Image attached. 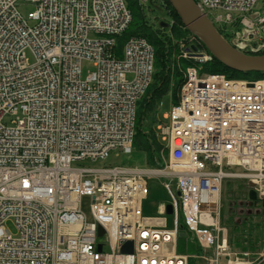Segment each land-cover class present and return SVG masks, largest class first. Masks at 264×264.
Returning <instances> with one entry per match:
<instances>
[{
	"label": "built area",
	"instance_id": "built-area-1",
	"mask_svg": "<svg viewBox=\"0 0 264 264\" xmlns=\"http://www.w3.org/2000/svg\"><path fill=\"white\" fill-rule=\"evenodd\" d=\"M195 1L220 27H241L236 42L264 31L259 0ZM28 4L35 9L24 15ZM131 21L125 0H0V264H190L192 256L264 264V248H232L222 220L228 179H244L264 207V76L200 74L190 65L178 103L156 126L163 165L82 164L132 152L155 49L140 36L117 47ZM179 43L180 57L213 58L191 49L194 35ZM85 61L94 68L83 77ZM153 176L167 179L171 228L144 213ZM181 220L200 246L196 255L178 251Z\"/></svg>",
	"mask_w": 264,
	"mask_h": 264
},
{
	"label": "trees",
	"instance_id": "trees-1",
	"mask_svg": "<svg viewBox=\"0 0 264 264\" xmlns=\"http://www.w3.org/2000/svg\"><path fill=\"white\" fill-rule=\"evenodd\" d=\"M125 1L132 13V21L129 27L117 37V47L120 49L129 37L140 36L151 42L155 49L153 80L138 102L136 134L133 147L136 145L146 152L145 162L147 166L158 167L164 163V158L161 156L164 145L156 133V125L159 122L157 117L158 109L163 97L168 94L171 95L172 104L178 103L180 89L184 82L183 70L185 71L188 66L194 65L198 68L200 74L224 73L228 77L235 79L259 78L264 76V72H241L233 70L221 63L214 56L206 62H198L195 59L179 57L178 55L181 49L179 41L189 37L192 33L184 26L170 1L148 0L145 4L141 3L140 0ZM163 21L168 22V26H162L161 22ZM227 28L220 27L219 30L228 40H231L230 37L232 34L228 33ZM229 29L239 30L240 27L235 24ZM195 42L200 49L209 52L197 36H195ZM263 53L264 50H261L255 54ZM163 155L168 159L169 150L166 149ZM223 223L229 226L231 234L232 232H239L241 234L242 227L233 226V224H237L232 218L228 216L224 217ZM180 225L183 230L187 231V236L179 238L178 250L189 254L200 252L201 249L196 238L188 231L182 220L180 221ZM257 225L258 227L259 225L262 226L261 223ZM249 226L253 227L254 224L243 227ZM251 227L248 229H251ZM238 228L241 229L239 230ZM252 232L253 230L250 233L251 236L247 244H244L243 240L241 238L239 239V237L236 238V244L232 241V235L231 243L233 246L239 248H260L261 244L259 242H262L263 234L261 230ZM190 264H197L196 260L191 258Z\"/></svg>",
	"mask_w": 264,
	"mask_h": 264
},
{
	"label": "rangeland",
	"instance_id": "rangeland-1",
	"mask_svg": "<svg viewBox=\"0 0 264 264\" xmlns=\"http://www.w3.org/2000/svg\"><path fill=\"white\" fill-rule=\"evenodd\" d=\"M263 0H259L256 6V10H262L263 11ZM22 13L24 15H27L28 12L32 11L35 9L34 5L28 4L25 6L20 7ZM264 38V31L261 33V41H256L255 38H252V40H248L246 42H243L239 40L238 42L235 41V44L241 48V50L246 51L247 53H257L259 51L264 50V44L262 41ZM237 40V39H236ZM181 53V49H180ZM179 53V57H180ZM94 66L91 62L85 61L82 66V74L83 77H86L88 73L93 70ZM184 72V70H183ZM182 72V73H183ZM172 101H171V95H165L160 103L157 117L159 121H166L165 114L171 110L172 106ZM156 125V124H155ZM146 152L140 148L137 147L136 145L133 147V151L131 153H124L121 150H114L110 153V156L107 159L104 160H97L95 162H83L82 164L84 165H91V166H97V167H104V166H116V165H124V166H139L141 168H146ZM232 170H240V168L233 167ZM167 181V179L164 176H153L149 180V195L148 198L144 201V213L146 216L149 217H165L167 219V225L168 227H173V215L171 214H163L161 213V208L163 205H167L171 203V197L167 191V189L164 186V183ZM246 181L242 178H233V179H228L225 182L224 185V191H223V215L228 216L229 218H232L237 225L233 226H238L242 227L241 234L234 233L230 230V237L232 235V241L237 244L236 238L239 237L241 238L244 242V244L248 243V240L250 238V233L253 230V232L261 230L263 234V240L262 242H259L261 244V247L258 249L254 250H259L264 248V219L262 215H258L254 213L250 218L244 219L239 217L241 214H238V210L236 211V205L238 200L244 199L246 196ZM176 190V187L174 186V191ZM82 209L83 211L90 216V206H91V199L89 196H84L82 199ZM258 223H261L262 226L259 225ZM250 224H254L253 227H243V226H248ZM7 226L11 229L13 233H16V228L14 226V223L9 221L7 223ZM257 226V227H256ZM251 229H248L250 228ZM237 228V227H236ZM239 230L241 228H238ZM250 230V231H248ZM252 232V233H253ZM235 240V241H234ZM260 246V245H258ZM192 254V255H196ZM194 258V256H192ZM200 261V260H199ZM198 264H204L203 261L198 262Z\"/></svg>",
	"mask_w": 264,
	"mask_h": 264
},
{
	"label": "water",
	"instance_id": "water-1",
	"mask_svg": "<svg viewBox=\"0 0 264 264\" xmlns=\"http://www.w3.org/2000/svg\"><path fill=\"white\" fill-rule=\"evenodd\" d=\"M178 13L184 26L194 35H196L206 46L209 52L228 68L241 72H264V53L249 54L241 51L218 30L213 21L198 6L195 0H169ZM162 26H168V22H161ZM195 51L198 50L193 46ZM180 192H178L179 194ZM249 200L257 198L256 192L251 188L248 192ZM173 212L171 204L167 205V214ZM99 234H103L100 228ZM180 236H185L181 231ZM102 245H99L101 249ZM124 251L131 252L132 246L124 245Z\"/></svg>",
	"mask_w": 264,
	"mask_h": 264
},
{
	"label": "flooded vegetation",
	"instance_id": "flooded-vegetation-1",
	"mask_svg": "<svg viewBox=\"0 0 264 264\" xmlns=\"http://www.w3.org/2000/svg\"><path fill=\"white\" fill-rule=\"evenodd\" d=\"M236 206V211L238 210V214H241L239 217L243 218V221L250 218L254 213L262 215L264 210L263 203L259 202L258 199L249 200L246 196L244 199L238 200Z\"/></svg>",
	"mask_w": 264,
	"mask_h": 264
},
{
	"label": "bare ground",
	"instance_id": "bare-ground-1",
	"mask_svg": "<svg viewBox=\"0 0 264 264\" xmlns=\"http://www.w3.org/2000/svg\"><path fill=\"white\" fill-rule=\"evenodd\" d=\"M211 110L213 111V112H217L218 110H217V108H214V107H212L211 108ZM217 115V114H216ZM218 116H220V114H218ZM211 136H216L215 138H216V140L218 141V142H221V136H219V134L217 133V132H213L212 134H211Z\"/></svg>",
	"mask_w": 264,
	"mask_h": 264
},
{
	"label": "crops",
	"instance_id": "crops-1",
	"mask_svg": "<svg viewBox=\"0 0 264 264\" xmlns=\"http://www.w3.org/2000/svg\"><path fill=\"white\" fill-rule=\"evenodd\" d=\"M245 38H247V39H252V38H250V36L248 35V32L246 31L245 32V36H244ZM145 205V204H144ZM145 207V206H144ZM144 210H145V208H144ZM153 221V223H157L158 221H159V219H154V220H152Z\"/></svg>",
	"mask_w": 264,
	"mask_h": 264
}]
</instances>
